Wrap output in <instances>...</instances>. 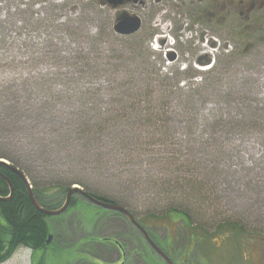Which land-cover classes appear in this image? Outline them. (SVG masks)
<instances>
[{"label":"rangeland","instance_id":"374dc122","mask_svg":"<svg viewBox=\"0 0 264 264\" xmlns=\"http://www.w3.org/2000/svg\"><path fill=\"white\" fill-rule=\"evenodd\" d=\"M83 7L0 0V155L18 164L32 187L33 177L51 190L91 188L136 216L171 206L194 213L196 229L178 216L158 218L166 227L151 230L176 257L183 259L186 236L195 233L199 241L209 238L195 243L201 248L193 253L195 264H264V42L254 40L256 49L233 55L221 50L214 67L201 71L186 57L192 44L177 43L181 57L170 60L152 37L115 36L105 11L82 15ZM155 18L151 30L159 32ZM215 37L230 38L226 31ZM187 69L195 72L180 78L181 91L169 86L176 80L164 79L168 71ZM136 135L164 144H143L153 150L139 154ZM171 155L178 163L168 169L158 163ZM193 176L202 183L192 185ZM75 200L47 217L56 241L68 247L82 234L119 233L104 219L91 221L103 212L98 206L79 194ZM222 221H238L247 231L215 230ZM64 247L52 245L39 264H67L79 254ZM0 264H30V255L15 252Z\"/></svg>","mask_w":264,"mask_h":264},{"label":"flooded vegetation","instance_id":"af4514ba","mask_svg":"<svg viewBox=\"0 0 264 264\" xmlns=\"http://www.w3.org/2000/svg\"><path fill=\"white\" fill-rule=\"evenodd\" d=\"M26 1H77L84 6L82 15H84L86 11L90 10L95 12L96 9H100L105 11L110 17L112 21L111 30L115 36L130 37L137 35L136 38L138 39L142 37L143 40H145L146 37H152L153 40L164 41V47H166V49L169 47L170 49H174L178 58L181 56L176 48L177 43H190L192 45L189 46V51L185 53L186 57L194 58L192 60L194 66H196L194 61L197 62V60L200 63L210 59L213 60V57H210L212 54L215 62L216 55L218 54L217 52H221V50L233 55L236 51L241 52L242 49H256L260 44L255 43L254 40H260V43L264 42V0ZM133 17L139 21L140 26L138 30L132 34H123L119 32L134 27L133 25L128 27L122 23L125 19H134ZM153 17H156L154 27L156 26L159 32L151 30V18ZM219 31H226L230 38L225 39L223 43L221 41L219 42L216 37L219 38V40L221 38L218 36L215 37L216 33H219ZM168 41H170V43ZM191 52H194V55H192ZM9 194L0 196L7 197ZM84 199L86 198L84 197ZM97 208H100L103 212H101V214H93L94 218L91 221L98 218L104 219V222L109 227L119 232L117 235L96 236V238L90 236L89 239H84L89 235L82 234L73 245L66 247L61 241L58 242L55 240L56 234L52 230L48 234V236H52L51 242L43 249L32 250L30 264H39L41 257L51 249L52 245L57 251H60V248L65 246L63 248L65 252L72 246L75 247V254L77 252L79 254L74 255L72 253V257L68 259L69 261L67 264H72L73 262H77V264H195L191 261L193 253L198 249L201 250V248L196 249L195 243L199 242L200 244H204V242L209 240V238L207 239L204 235L203 239L199 241L196 239L195 233H190L191 235L188 233L183 251L184 257L181 259V256H175L172 247H162L157 236L151 234V230L155 227H166L165 224L158 225L156 223L158 218H152L146 214L136 216L128 208L132 216H134L143 227V229H141L131 221L130 217L122 212L108 210L99 206ZM169 211L170 210H167L166 213ZM96 215L97 217H95ZM176 215L177 212L172 213V217H174L175 220ZM172 217H163V219L166 222L169 220L173 221L174 219ZM118 229H123L124 231L122 232ZM174 238L175 235H172L171 239L173 240ZM153 243L157 248L153 246ZM89 244H92V249L96 251L94 250V252H92V250L84 248ZM9 250L10 243L8 241H4L0 244V256L7 254Z\"/></svg>","mask_w":264,"mask_h":264},{"label":"trees","instance_id":"16d2710c","mask_svg":"<svg viewBox=\"0 0 264 264\" xmlns=\"http://www.w3.org/2000/svg\"><path fill=\"white\" fill-rule=\"evenodd\" d=\"M193 72L195 71L194 70H188L186 72L168 71L164 75V79H166L168 82L173 79L176 80V83L174 84L169 82V86L173 87L174 89H177L178 91H181L183 90V88L177 85L180 78L183 75L186 76L185 73L187 75H192L191 73ZM192 89H194V91H199L200 87L199 85H197ZM169 92H170L169 88L164 90L165 94ZM129 95H131L130 92ZM134 102L137 103L141 101L135 100ZM165 105L166 104H164V102L158 104V106H165ZM151 116L153 118V114ZM155 116L159 120L160 114H158V116L157 115ZM150 119L151 118H149L148 120ZM102 130H106V129H102ZM132 140H134V142L132 143L134 145V149L139 154L145 150L146 151L153 150L148 147H143L142 146L143 144L145 145L148 144V146H153V145L156 146L158 144H164L162 138L157 139L155 138L154 135H151L146 139L140 138L139 135H136L132 137ZM2 158L5 160H10L5 156L0 155V159ZM185 162L187 163V160H185ZM158 163H167V169H168L171 167L172 163H178V160L174 158L173 155H171L170 157L162 158ZM180 163H184V162H180ZM11 164L19 168L27 176V178H29V176L22 170V168L18 166V164L16 163H11ZM184 167L185 166H182L181 169H184ZM0 171L10 179V181L14 186V195L12 199L8 201H0V215L2 216L5 222V224L0 223V244L4 241H8L10 243L9 252L5 255L0 256V263H2L5 262L7 259H9L11 255L15 252V250L21 245L27 246L34 250L43 249L46 246L45 243L47 240V236L51 232L52 226L47 220V216L41 213L32 203L28 195V188L25 182L22 180V178H20L19 175L12 172L4 164H0ZM168 173L172 175V178L175 179V177H173V175L176 174L174 171ZM197 177L198 176L192 177V181H190L192 185H197L199 183H202L200 182L201 180H197ZM32 179L34 182V183L32 182L34 198L38 201V203L41 206L50 209H57L60 206H62V204L66 199L67 192L72 187L71 185L64 187L63 185L58 184L57 186H55L53 190H51L49 189V187L47 188L43 186L41 187L40 185H38V183L35 182V178L32 177ZM9 193H10V186L8 182L4 178L0 177V195L6 196ZM89 193L102 198V200L119 204V202L116 201L114 198H108L107 196L97 194L94 189L89 188ZM75 201L76 200L74 195L71 201V206L75 204ZM167 210L170 211L166 213ZM173 212H177L176 218L180 216L182 221L187 227L196 228L192 220V214L194 213L185 211V208L171 206L165 209L163 212L157 214L149 213L146 215L152 218H158V217L171 218ZM172 218L175 219L174 217ZM224 229L229 230L230 231L229 233L231 234L240 235V236L241 234L242 236H244L243 234L247 231L246 228L243 227L242 223L238 221H222L217 224L215 230L221 231Z\"/></svg>","mask_w":264,"mask_h":264},{"label":"water","instance_id":"95a60500","mask_svg":"<svg viewBox=\"0 0 264 264\" xmlns=\"http://www.w3.org/2000/svg\"><path fill=\"white\" fill-rule=\"evenodd\" d=\"M134 19H125L122 21V23L128 27H130L131 25H133L134 27L130 28V29H126V30H123V31H119L123 34H132L133 32L137 31L138 28H139V21L133 17ZM163 43V41H162ZM170 60H175L176 56L174 53H171L169 56ZM0 164H4L6 165L7 168H9L10 170H12L13 172H15L17 175H19L26 183V186L28 188V191H29V195H30V198H31V201L32 203L34 204V206L41 212L43 213L44 215L46 216H55V215H59V214H62L65 210L68 209L69 205H70V202H71V198H72V195L76 192H80L82 193L88 200H90L91 202L101 206V207H104V208H107V209H111V210H115V211H119V212H122L124 214H126L128 217H130L131 221H133L138 227H140L141 229H143V227L136 221V219L131 215V213L124 207H122L121 205H117V204H113V203H109V202H105V201H102L100 199H97L95 198L94 196H92L91 194L85 192L84 190H82L80 187H72L68 193H67V197H66V200H65V203L58 209H49V208H46V207H43L41 206L37 200L34 198L33 196V192L31 190V186L29 185V182L25 176V174L19 170L18 168H16L15 166L11 165L10 163H7L5 161H2L0 160ZM0 176L2 178H4L9 186H10V194L9 196L7 197H2L0 196V201H8L12 198L13 194H14V188H13V184L12 182L10 181V179L5 176L4 174H2L0 172ZM51 239H52V236L49 235L48 239H47V243H50L51 242ZM153 246L155 248H157V246L153 243Z\"/></svg>","mask_w":264,"mask_h":264},{"label":"bare ground","instance_id":"6f19581e","mask_svg":"<svg viewBox=\"0 0 264 264\" xmlns=\"http://www.w3.org/2000/svg\"><path fill=\"white\" fill-rule=\"evenodd\" d=\"M207 70V69H206ZM47 71V70H46ZM38 78V77H37ZM40 78V77H39ZM48 217V216H47Z\"/></svg>","mask_w":264,"mask_h":264}]
</instances>
